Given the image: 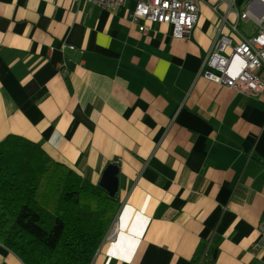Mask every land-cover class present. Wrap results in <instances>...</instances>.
I'll list each match as a JSON object with an SVG mask.
<instances>
[{"label": "crops", "instance_id": "1", "mask_svg": "<svg viewBox=\"0 0 264 264\" xmlns=\"http://www.w3.org/2000/svg\"><path fill=\"white\" fill-rule=\"evenodd\" d=\"M249 1L201 0L175 39L165 24L141 33L132 1L0 0V141L36 142L94 185L112 163L125 180L116 237L91 264H207L203 243L213 264H264V88L198 76L217 36L254 30H230ZM0 264L23 263L0 244Z\"/></svg>", "mask_w": 264, "mask_h": 264}, {"label": "trees", "instance_id": "2", "mask_svg": "<svg viewBox=\"0 0 264 264\" xmlns=\"http://www.w3.org/2000/svg\"><path fill=\"white\" fill-rule=\"evenodd\" d=\"M118 208L115 196L40 144L16 135L0 141V244L23 264H91ZM205 247L195 263H214Z\"/></svg>", "mask_w": 264, "mask_h": 264}, {"label": "built area", "instance_id": "3", "mask_svg": "<svg viewBox=\"0 0 264 264\" xmlns=\"http://www.w3.org/2000/svg\"><path fill=\"white\" fill-rule=\"evenodd\" d=\"M103 9L115 10L127 1L133 2L128 11L130 23L137 26L141 33L146 32L140 21L151 24H165L169 27L171 37L187 39L193 30L199 13L201 0H84ZM251 21L254 30L249 36L231 45L227 36H217L210 52L203 61L198 76L203 79L224 85L235 92L259 93L264 85L254 76L253 71L264 69V0H250L245 9L236 15L231 31L237 32L241 22ZM219 29V33L220 34ZM230 47L231 55L225 56L226 49ZM72 49V47H70ZM63 75L67 74L61 69ZM115 219L109 226L103 242L112 241L116 237ZM202 260V259H201ZM202 262V261H201Z\"/></svg>", "mask_w": 264, "mask_h": 264}, {"label": "water", "instance_id": "4", "mask_svg": "<svg viewBox=\"0 0 264 264\" xmlns=\"http://www.w3.org/2000/svg\"><path fill=\"white\" fill-rule=\"evenodd\" d=\"M99 187L104 189L110 197H114L119 189V187L125 186V180L123 177H119V169L115 164H109L101 180L98 183ZM216 252L213 253V258H215Z\"/></svg>", "mask_w": 264, "mask_h": 264}, {"label": "rangeland", "instance_id": "5", "mask_svg": "<svg viewBox=\"0 0 264 264\" xmlns=\"http://www.w3.org/2000/svg\"><path fill=\"white\" fill-rule=\"evenodd\" d=\"M237 43H238V42H237ZM237 43H236V44H237ZM114 219H115V218H114ZM114 219H113V220H114Z\"/></svg>", "mask_w": 264, "mask_h": 264}, {"label": "bare ground", "instance_id": "6", "mask_svg": "<svg viewBox=\"0 0 264 264\" xmlns=\"http://www.w3.org/2000/svg\"><path fill=\"white\" fill-rule=\"evenodd\" d=\"M116 230H117V227H116Z\"/></svg>", "mask_w": 264, "mask_h": 264}]
</instances>
